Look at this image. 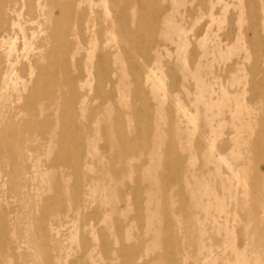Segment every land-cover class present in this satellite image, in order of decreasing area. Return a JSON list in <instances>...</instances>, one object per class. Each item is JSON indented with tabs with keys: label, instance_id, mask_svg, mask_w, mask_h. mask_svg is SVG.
Segmentation results:
<instances>
[{
	"label": "rangeland",
	"instance_id": "1",
	"mask_svg": "<svg viewBox=\"0 0 264 264\" xmlns=\"http://www.w3.org/2000/svg\"><path fill=\"white\" fill-rule=\"evenodd\" d=\"M23 3L0 264H264V0Z\"/></svg>",
	"mask_w": 264,
	"mask_h": 264
},
{
	"label": "bare ground",
	"instance_id": "2",
	"mask_svg": "<svg viewBox=\"0 0 264 264\" xmlns=\"http://www.w3.org/2000/svg\"><path fill=\"white\" fill-rule=\"evenodd\" d=\"M24 6L23 0H0V7L3 9V11L0 10V23L4 24L5 26H3L2 28V33L0 34V48L3 46V44L7 43V51L5 53H0V105L2 103V98L5 96L6 90L8 88L9 85H12V81H13V75H11L12 73H14V67H13V63L10 62L9 59V54L10 51H12V49L14 48L13 45V35L11 34H15L16 32H21L22 28H21V24H20V16H22V8ZM34 9H31L30 7L25 11V15L27 17H29L28 19H32L31 14L32 11ZM34 12V11H33ZM39 16H41L43 18V26H45V24L48 23L49 20V13L48 12H42L39 11ZM44 27H42L39 29V31L43 30ZM4 38H7V40H5ZM9 39V40H8ZM32 39V37L30 38ZM33 42H30V44H32ZM28 44V43H27ZM34 44V43H33ZM25 48V45H24ZM30 48V47H29ZM34 48L37 49V47L34 46ZM60 66H62V64H60ZM56 84V81L52 78L48 79V80H43V78H38L35 88L39 89L42 88V91H38L39 94L35 93V90L33 91V96L35 95H48V97H53L54 95V91L52 90L53 85ZM56 88V86H55ZM61 90L63 91V85L61 86ZM30 98V97H29ZM32 98V97H31ZM50 98V99H51ZM57 99V98H56ZM52 104H63L60 101H52ZM3 107V106H2ZM0 106V108H2ZM50 106L45 108H37V107H27L24 110L34 116H42L44 115L46 118V110H49ZM44 122H47V119L44 120ZM60 122L63 124V117H61ZM63 126V125H62ZM24 130H27L29 132H36V133H40L44 131V128L39 124V122L37 121H25V124L22 125L21 127ZM17 131L16 126L10 122L8 125H3L0 126V134H14V132ZM11 146H15L14 143H11ZM63 153V152H62ZM63 159V158H62ZM258 204V203H256ZM264 214V209L262 208H257V214ZM256 214V215H257ZM211 249V248H209ZM213 250L209 253L206 254L205 257H209L212 258L214 255Z\"/></svg>",
	"mask_w": 264,
	"mask_h": 264
}]
</instances>
